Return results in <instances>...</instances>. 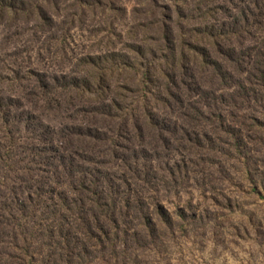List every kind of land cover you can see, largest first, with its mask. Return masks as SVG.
<instances>
[{
	"label": "trees",
	"instance_id": "obj_1",
	"mask_svg": "<svg viewBox=\"0 0 264 264\" xmlns=\"http://www.w3.org/2000/svg\"><path fill=\"white\" fill-rule=\"evenodd\" d=\"M62 1L77 14L59 21V0H0V36L26 45L10 74L0 58V264H107L98 253L115 260L204 220L191 203L160 204L162 184L227 181L264 200V0H134L126 41L109 30L104 50L67 59L73 71L58 76L37 66L41 52L70 49L88 12L115 22L124 10ZM56 111L58 131L44 123ZM209 193L234 211L227 193ZM248 222L264 237V218Z\"/></svg>",
	"mask_w": 264,
	"mask_h": 264
},
{
	"label": "rangeland",
	"instance_id": "obj_2",
	"mask_svg": "<svg viewBox=\"0 0 264 264\" xmlns=\"http://www.w3.org/2000/svg\"><path fill=\"white\" fill-rule=\"evenodd\" d=\"M134 0H121L120 7L124 10L119 13L116 21L112 22L109 18H101V12H88L86 19L88 29H75L72 33V40L75 44L70 43L64 53L59 51L57 55L51 54L49 51L41 52L45 60L42 64L37 66L43 67L47 72L53 75L61 76V72L71 73L74 68L70 67L74 57L79 56L83 51L104 50L107 47V38H112L106 35L110 33L119 35L121 39L126 41V32L134 27L133 18L135 13ZM61 18L63 16H70L77 14V11H71L70 4H63L59 0ZM110 11V10H109ZM51 12V11H50ZM110 14V12H109ZM105 20L111 22V28L108 24H104ZM9 32H16L11 29ZM0 36V58L6 63V72L12 70V63L14 60V53L17 50L25 51L24 44H19L16 41H7L6 32L1 31ZM6 37V38H5ZM34 40L36 38L26 35L22 40ZM113 39V38H112ZM117 40L112 42L116 43ZM38 47L36 51L40 50V45L33 41ZM30 47V44H29ZM44 47L42 48V50ZM56 52V50H54ZM32 60L37 59L38 54L32 52L29 55ZM25 59L27 55H24ZM36 62V61H34ZM61 68V69H60ZM10 74V73H9ZM55 118L48 119L46 122L52 129L58 131L61 128L60 122L66 118L64 111H56ZM163 158V159H162ZM160 162H167L168 160H176V154H168L167 157L163 155ZM13 174L4 178V182L11 185ZM204 178L191 179L188 183H184L182 187L168 188L160 185L158 193H155L156 200L166 207L171 212H176V208L184 207L187 203L193 204L200 210V214L204 215V220L196 224L188 223L186 225V232H179L175 234L174 239H167L163 243L156 246L149 245L143 247H125L124 252H118V258L110 260L108 252L98 253V256H104L109 259L107 264H264V237L257 232V228L250 226L249 219L254 218L257 223L260 218H264V200L255 199L245 194L242 188L232 187L227 181L223 183H215V189L210 186L202 188L199 182L204 181ZM3 179L0 176V195L7 194V189L1 186ZM238 184H240L237 181ZM213 190L218 194L221 191L227 193L234 202V211L225 210L219 212L214 203L211 201V193ZM254 222V223H255ZM253 223V224H254ZM143 248V249H142ZM6 261H10L6 258ZM44 257H38L34 264H44ZM91 264H106L101 260L94 261Z\"/></svg>",
	"mask_w": 264,
	"mask_h": 264
}]
</instances>
